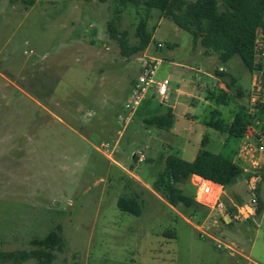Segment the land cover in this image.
I'll list each match as a JSON object with an SVG mask.
<instances>
[{"label": "rangeland", "instance_id": "obj_1", "mask_svg": "<svg viewBox=\"0 0 264 264\" xmlns=\"http://www.w3.org/2000/svg\"><path fill=\"white\" fill-rule=\"evenodd\" d=\"M116 9L97 0H34L31 5L0 0V253L29 252L36 248L34 240L59 227L64 246L52 251L50 264H264V208L248 221L243 208L233 228L217 214L199 227L201 211L174 207L153 189L164 167L161 155L171 153L170 136L142 122L156 113V99L147 92L129 122L119 115L138 75V58L159 51L162 67L168 61L183 64L191 36L152 9L150 46L124 55L110 37L108 21L118 36L125 32L132 47L146 11L141 3ZM168 76L181 78L175 70ZM246 77L250 85L249 71ZM247 98L236 99L250 111H245L251 117L243 140L246 159L243 147L239 157L235 154L238 139L222 144L223 133L199 124L190 133L187 119L176 121L178 143L196 150L206 135L205 149L248 169L245 181L240 173L226 188L239 205L250 203L255 192L249 186L264 175V160L251 161L260 154L256 137L264 134V115H257L255 102ZM140 153L145 155L141 162ZM195 183L178 187L192 196ZM118 197L135 198L140 214L120 210ZM243 230L245 236L236 235ZM0 264L38 262L0 259Z\"/></svg>", "mask_w": 264, "mask_h": 264}, {"label": "trees", "instance_id": "obj_2", "mask_svg": "<svg viewBox=\"0 0 264 264\" xmlns=\"http://www.w3.org/2000/svg\"><path fill=\"white\" fill-rule=\"evenodd\" d=\"M31 5L34 0H23ZM100 3L112 2L120 11V7L126 5H139L146 11V15L139 19L135 36L137 44L129 47L125 32L119 36L116 34L113 23L108 21L110 37L118 41L120 51L124 55L143 51L152 42V34L147 29L148 13L156 9L160 16L171 20L178 28L189 33L192 47L199 45L204 54H215L217 65L214 74L220 78L228 90L235 97L240 96L236 86V78L226 71H219L218 67L224 64L230 57L237 55L244 67L253 71L260 70L261 65L255 63V39L258 30L264 31V0H97ZM158 48V43H156ZM228 95L221 92L218 102H225ZM253 108L257 115H264V101L257 100ZM251 121V117L241 110L235 115L233 122L228 125L221 119L209 121L207 124L226 132L230 137L238 138L242 135L245 127ZM148 128L160 131L169 130L174 123V116L170 111L158 112L142 119ZM205 140L201 141L199 148L191 161L178 157L173 152L162 154L164 167L158 172L153 189L162 195L166 201L176 207L183 205L191 207L193 211H201V216L207 214V209L197 204L193 195H187L178 187L179 183L185 182L191 175L208 179L222 186H228L239 176L241 169L230 158L219 153L211 152L203 147ZM257 199V198H256ZM259 200V199H258ZM117 207L132 215L140 214L138 201L132 197H118ZM261 204L255 208L259 213ZM220 221L224 223L223 219ZM56 230L49 231L43 238L33 242L36 248L18 253H0V259H12L14 262L34 258L38 264H50L54 259L53 250H60L64 242Z\"/></svg>", "mask_w": 264, "mask_h": 264}, {"label": "crops", "instance_id": "obj_3", "mask_svg": "<svg viewBox=\"0 0 264 264\" xmlns=\"http://www.w3.org/2000/svg\"><path fill=\"white\" fill-rule=\"evenodd\" d=\"M255 40L257 42V46L259 47V49H264V31L258 30L256 32ZM150 44L148 45V47L150 46ZM190 47L191 48L188 50L186 54L185 57L186 59L181 61L183 64H179L176 62L174 63L173 61H168L169 64L162 67L163 60L159 58V56H157L159 51L158 52L155 51V53L152 54L160 59V64L157 71V77L168 78L169 85H168L167 93L163 97L157 96V94L153 89L148 91L150 92L151 99L152 100L156 99L155 101L156 113L170 111L173 114L174 116L173 126L169 130L164 131V133H166L171 138V143L169 145L171 152H173L177 156L181 154H186V155L189 154L190 155L189 158L186 159L182 158L187 161H191L194 158L198 149L196 150H193V148L189 149L187 145H183V143H178L177 141L178 133L180 131L176 127V121L178 116H182L183 118L189 121L190 126L187 127L186 130L192 133L193 124L196 125L199 124L200 126H206L215 129L214 127L210 126L207 123L209 121H214L215 119H221L224 123L230 125L233 122L235 115L240 111V109L246 111L247 113L250 112L248 110H245L247 109L246 106H244L242 103L236 100L237 97L239 96L235 97L234 94L226 88L225 83L214 74V71L216 69L215 66L217 65L216 55L212 53L204 54L203 48L201 46L196 51L192 50L194 49L192 46ZM257 62L261 65V68L258 72L247 70L237 55H233L224 64H221L218 67L219 71H226L229 74L230 71L233 73L239 72L237 76L236 75L233 76L232 74L230 75L236 78L235 83L237 89H239L238 92L240 93V96L242 95L244 96L246 94L248 96L247 100L250 104L251 102L257 101L255 100L256 98L255 96H253V93H257L258 94L257 97H258L261 94L260 86L263 87L264 85V56L259 57L257 59ZM240 68L243 69L245 68L244 69L245 71L240 70ZM172 70L177 71V73L181 77L180 80L172 81L169 78L168 73L169 71ZM247 71H249L250 75L252 76L250 85L248 84V80L246 77ZM256 81H258L259 83H256ZM221 92H226L228 95V98H226L225 102H218V97L220 96ZM221 106H227L225 111L221 109ZM249 127H250V123L246 125L242 135L238 138L230 137L224 131H220L218 129L215 130L224 134V140H223L224 143L222 144H225L231 138L238 139L239 146L235 151V154L237 155V157H239L241 155L242 147H243L242 153H243V157L246 159L249 152L243 146V140L250 134ZM202 140H205V143H207L208 137L204 135L201 141ZM262 158H263L262 155L259 154V156H257L255 159L251 161H253V163L255 164H259L264 160V158L263 159ZM232 161L235 162L234 160ZM237 165L241 169L240 173L243 174L242 180L245 181L247 179L246 174L248 173L246 172H248V169L244 167V164L243 165L237 164ZM198 177L199 176L191 175L186 181L191 182V180L194 179L197 180ZM262 177H263L262 179L261 177L259 178V181L260 179L262 181L264 180L263 174ZM259 181L255 184V187L254 186H249V187L250 190H253L255 192L257 198L260 200L261 210L257 214L255 212L250 213L246 211L247 217H243L242 209L246 208V205L248 203L244 202L241 205H239L237 202L233 201L230 196H228V193L226 191L227 186L225 187L222 186L221 197L225 196L227 198V201L223 202L226 207V211L222 213L216 211L215 213L219 216V219L220 218L223 219L224 225L228 227H232L233 222H235L238 219L237 215L239 212L241 213L242 217L244 218L243 220L245 221H248L254 215H260V213L264 208V203L260 194L263 188H261V186L259 185ZM239 182L237 183L238 185L240 184ZM260 184L264 186V182H261ZM235 233L236 235L241 237V235L245 236L247 230H243L242 232L235 231Z\"/></svg>", "mask_w": 264, "mask_h": 264}, {"label": "built area", "instance_id": "obj_4", "mask_svg": "<svg viewBox=\"0 0 264 264\" xmlns=\"http://www.w3.org/2000/svg\"><path fill=\"white\" fill-rule=\"evenodd\" d=\"M161 43H158V46H161ZM255 55L254 61L257 62L259 57L264 56V49H259L257 42L255 40ZM139 61V72L131 86L129 93V100L124 105V113L120 114L119 117L122 118L125 122H129L132 119L133 111L141 103L143 97L151 89L155 91L157 96L163 97L167 93L169 79L166 77L158 78L157 71L160 64V59L157 56L151 54H143L138 58ZM258 69H254L256 71ZM260 95L255 99L259 101H264V87L260 90ZM256 146L260 154H264V134H259L256 137ZM145 159V155L140 153L137 156L139 162ZM195 192L193 195L194 201L202 206H205L208 209L207 214L202 218L201 225L199 227H204V222L215 216V212H225L226 207L221 200L222 195V185L214 183L208 179L198 177L195 183ZM257 205L256 196L253 194L250 198V203L246 205V211L254 213L255 207ZM240 213V212H239ZM241 215V213H240ZM198 226V225H197ZM200 231L203 234L205 231L200 228Z\"/></svg>", "mask_w": 264, "mask_h": 264}]
</instances>
